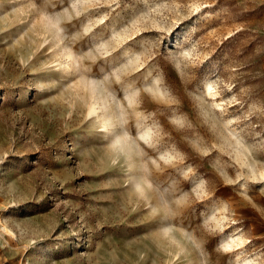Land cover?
Wrapping results in <instances>:
<instances>
[{
    "label": "rangeland",
    "instance_id": "rangeland-1",
    "mask_svg": "<svg viewBox=\"0 0 264 264\" xmlns=\"http://www.w3.org/2000/svg\"><path fill=\"white\" fill-rule=\"evenodd\" d=\"M0 264H264V0H0Z\"/></svg>",
    "mask_w": 264,
    "mask_h": 264
},
{
    "label": "bare ground",
    "instance_id": "bare-ground-1",
    "mask_svg": "<svg viewBox=\"0 0 264 264\" xmlns=\"http://www.w3.org/2000/svg\"><path fill=\"white\" fill-rule=\"evenodd\" d=\"M91 112L92 113L95 112V108L94 107L91 108Z\"/></svg>",
    "mask_w": 264,
    "mask_h": 264
}]
</instances>
